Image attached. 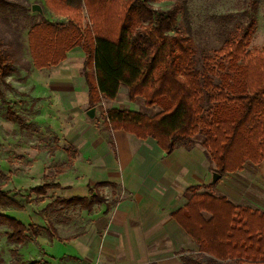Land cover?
<instances>
[{
    "label": "trees",
    "instance_id": "16d2710c",
    "mask_svg": "<svg viewBox=\"0 0 264 264\" xmlns=\"http://www.w3.org/2000/svg\"><path fill=\"white\" fill-rule=\"evenodd\" d=\"M164 1L173 5L165 11L154 8ZM189 1L44 0L47 9L66 23L33 24L27 33L28 50L32 67L42 70L57 66L69 51L80 48L89 109L103 100L114 101L125 87L130 102L142 98L146 108L159 110L148 116L109 109L105 129L153 139L166 155L178 147L192 149V139L200 136L213 171L222 177L264 158V52L246 51L254 29L250 24L241 38L225 41L199 64L190 37L178 27L181 16L189 32ZM9 6L0 0L1 8ZM9 72L0 43V98ZM6 119L24 123L11 109ZM200 188H188V203L172 214L198 246V255H181L182 264H264V214L208 192L198 193ZM48 189L69 187L43 183L29 192L44 195ZM89 194L91 199L75 197L62 203L90 211L93 203L104 202L95 189ZM5 204L21 208L0 187V205ZM0 222L9 227L18 245L40 235L35 224L26 226L3 214Z\"/></svg>",
    "mask_w": 264,
    "mask_h": 264
},
{
    "label": "crops",
    "instance_id": "0c3cea01",
    "mask_svg": "<svg viewBox=\"0 0 264 264\" xmlns=\"http://www.w3.org/2000/svg\"><path fill=\"white\" fill-rule=\"evenodd\" d=\"M262 25L264 31V15ZM84 59L83 52L75 48L57 66L35 72L47 78L51 98L71 91L79 93L87 105L81 74ZM133 107L138 111L137 104ZM70 108H77L73 101ZM75 126L67 149H75L76 160L55 182L69 189L55 191L70 193V200L88 198L89 189H95L104 202L93 203L90 211L82 210L85 223L80 231L58 230L54 237L48 234L35 239L44 238L50 245L72 243L73 250L63 253L57 264H182L181 255H198L196 243L172 218L188 203L191 193L186 190L192 186H201L198 193L208 192L264 214V159L258 164L248 162L207 187L214 166L201 145L190 150L178 147L164 155L150 138L141 140L122 130H107L104 124L102 129L91 128L80 119ZM47 258L51 257L37 255L30 264H52Z\"/></svg>",
    "mask_w": 264,
    "mask_h": 264
},
{
    "label": "rangeland",
    "instance_id": "374dc122",
    "mask_svg": "<svg viewBox=\"0 0 264 264\" xmlns=\"http://www.w3.org/2000/svg\"><path fill=\"white\" fill-rule=\"evenodd\" d=\"M6 1L10 6L0 7V43L10 62V72L1 84L0 187L21 208L0 205V214L26 226L35 224L41 228V236L52 234L54 237L56 231L71 228L80 231L81 224L85 223L82 210L78 205L62 203L70 193L48 189L44 195H34L29 190L60 180L59 176L71 167L69 161L76 160L74 148H71L70 155L65 150L71 147L67 139L79 119L91 128L102 129L109 109L133 111L137 104L136 109L148 116L159 110L146 108L142 98L129 103L125 87L120 88L114 101L103 100L96 106L93 121L88 118L89 108L83 105L79 93L62 91L56 99L51 98L47 92V78L32 68L27 33L33 24L42 21L64 24L66 20L54 16L44 0ZM35 4L42 8L43 15L31 11ZM172 5L173 1L153 4L154 8L163 11ZM187 9L189 32H186L181 16L177 18L178 27L190 37L199 64L202 57L212 55L213 51L223 47L225 41L241 38L250 24L254 29L246 51L264 52V0H190ZM77 49L82 53L80 48ZM73 86L76 90L77 85ZM72 101L77 108H70ZM8 109L24 119L23 125L7 121ZM192 140L195 145H201L202 137L196 136ZM208 163L214 166L209 159ZM106 193L109 196V191ZM88 198L91 199V195L88 194ZM11 234L9 227L0 222V264H30L35 256L44 254L51 257L47 259L52 264H57L63 253L73 250L72 243L56 241L50 245L44 238L37 241L30 238V242L18 245Z\"/></svg>",
    "mask_w": 264,
    "mask_h": 264
},
{
    "label": "water",
    "instance_id": "95a60500",
    "mask_svg": "<svg viewBox=\"0 0 264 264\" xmlns=\"http://www.w3.org/2000/svg\"><path fill=\"white\" fill-rule=\"evenodd\" d=\"M31 11L32 12H36L39 15H43V10H42V8L39 5H36V4L35 5H32L31 6ZM95 114H96V107H93V108H91V109H89L87 111V116H88V118L91 121H93V119L95 117ZM220 178H221V176L219 174H217L216 172H213L212 173V176H211L210 184H215Z\"/></svg>",
    "mask_w": 264,
    "mask_h": 264
},
{
    "label": "built area",
    "instance_id": "2783aa9c",
    "mask_svg": "<svg viewBox=\"0 0 264 264\" xmlns=\"http://www.w3.org/2000/svg\"><path fill=\"white\" fill-rule=\"evenodd\" d=\"M82 264H92V263H90V262H83Z\"/></svg>",
    "mask_w": 264,
    "mask_h": 264
}]
</instances>
